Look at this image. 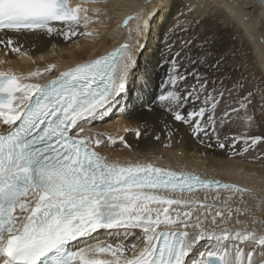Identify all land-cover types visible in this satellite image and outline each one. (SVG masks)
<instances>
[{"label": "snow or ice", "instance_id": "1", "mask_svg": "<svg viewBox=\"0 0 264 264\" xmlns=\"http://www.w3.org/2000/svg\"><path fill=\"white\" fill-rule=\"evenodd\" d=\"M98 3L0 0V32H39L65 39L78 33L92 36L79 30L93 23L90 12L98 20L101 10L85 6ZM260 4L264 6V0ZM143 19L141 10L129 15L124 26L135 20L139 32ZM0 44L21 52L11 38ZM133 49L125 42L43 84L31 81L52 72L55 64L26 75L0 71V264H188L186 258L204 240L207 246L191 264H257L258 248L259 264H264V227L257 230L239 219L251 216V224L264 226V218H257L245 199L256 201V210L264 211V197L235 184L146 160L109 161L97 150L101 139L72 134L73 129L83 132L81 121L102 117L120 103L136 67ZM165 63L169 65L167 77L150 99H144L149 77H137L141 85L136 98L147 112L159 109L172 121L186 125L197 139L215 136L220 148L226 145L217 129L233 115L239 117L244 110V119L251 124L253 117L247 115L251 91L238 101V108L229 104L217 115L225 94L243 89L242 83L228 89L223 81L219 86L213 81L209 89L208 77L198 70L188 71L187 65L195 62L187 55L181 57L179 51L171 53ZM189 77L194 83L189 84ZM135 134L139 138L142 132L138 128ZM241 139L246 152L264 137L236 136L232 145ZM220 189L231 193L223 208L197 195L199 190ZM237 196L245 207L233 212ZM234 215L235 225L242 227L226 226ZM100 230L122 235L124 241L112 244L95 239ZM137 230V242L127 244ZM246 247L250 248L247 252Z\"/></svg>", "mask_w": 264, "mask_h": 264}, {"label": "bare ground", "instance_id": "2", "mask_svg": "<svg viewBox=\"0 0 264 264\" xmlns=\"http://www.w3.org/2000/svg\"><path fill=\"white\" fill-rule=\"evenodd\" d=\"M182 1L188 10L191 8V15L198 25L200 34L205 33V28L213 17L210 12L212 9L209 11L208 7L210 4L217 7L213 9L217 13V17L223 18L225 25L223 32L208 38L210 47L214 51L207 53L206 50L200 48V55L207 54L206 57L210 60L211 65L204 68L201 66L203 63L198 61L189 64L188 71L198 70L202 75H207L210 89L213 87V81L217 82V86L220 81H223V86L229 89H233L237 82L243 84V89H236L230 93L233 96H230L231 100L225 102L224 108L229 104L238 108V101L248 92H253L252 102L247 107V115L253 117L251 124L244 119V110L240 111L239 117L233 115L218 132L222 139L229 134V148H218L212 144V138L202 137L201 139L204 141L202 143L201 139L192 135L186 125L172 121L170 116L164 115L159 109L151 113L147 112L141 106V102L137 100L138 93L136 91L132 95L126 92L120 103L106 112L102 116L103 118L98 116L95 119L81 121L80 127L83 128V132L73 129V135L79 134V136L94 138L93 133L101 132L108 139L120 141L123 144L122 150L109 149L106 146H100L97 149L109 161L128 163L146 160L162 168L198 174L206 179L235 184L259 195V191L264 192V181H259L264 180V140L244 152L242 151L245 147L243 139L237 141L233 146L232 138L236 136L264 137V43H262L264 40V6L260 4V0H209L210 3L207 4L201 0ZM73 2H80V0H73ZM108 2L109 4L107 3L106 6L101 5V0L95 5H85L89 9L98 7L100 10H105L108 7L110 11L107 13L106 19L99 18L98 20L97 14L89 13L93 16V23L89 24L86 29L81 28L79 32H92V36L78 33L71 39H65L63 36L55 34L49 36L39 32H0V40L6 41L11 38L14 45L21 47V52L16 53L0 44V61H5L0 64V71L11 70L26 75L37 69L42 71L49 64H55L56 69L52 72L31 81L43 84L56 78L60 72L105 55L125 42L134 46V54L138 49L137 52H139L140 47H143L146 42L148 48L145 49L144 56L137 63V67L142 72L139 77H149L144 99H150L157 95L169 70V65H160L161 37L163 36L164 39L165 32L173 25L174 15L179 11L181 0H108ZM141 10H143L144 19L140 23V31H136L137 22L135 20L125 27V19ZM233 25L234 28H232ZM230 27L235 35H238L237 43L233 45H228L225 42V36L230 32ZM129 29H132L131 38H129ZM99 31L104 32V35L101 39L96 40ZM192 53L193 48H190L186 55L191 59ZM233 64L238 66V75H242L241 77H244L245 80L239 81L241 78L239 80L238 77L236 78V75L233 74V71L236 70L232 67ZM228 67L231 70H228ZM137 71L135 69L129 78H134ZM137 83V89H139L141 80H138ZM227 94L229 97V93ZM255 100H258L257 106L254 103ZM188 108L191 110V105ZM165 121H167L168 127H165ZM138 128L142 132L139 138L135 134ZM157 135L160 137L159 140L155 139ZM121 137L123 140L120 139ZM217 192H219L218 200L216 199ZM197 195L200 199L207 197L209 204L215 203V207L223 208L224 201L228 200L231 193L220 189L200 191L197 192ZM245 199L249 203L250 198L245 197ZM239 201L240 197L237 196L233 212L239 206L242 209L245 207ZM255 205L251 207L255 216L262 218V212L256 210ZM235 219L234 215L233 224ZM239 219L251 223L252 217L240 215ZM235 226L234 224L233 227ZM189 231L193 232L194 230L189 229ZM94 236L95 239L106 242L107 240L112 241L110 238L117 235H110L109 232L100 230ZM207 243L206 240L200 241L194 247L190 256L186 258L188 264L199 257V252L205 249ZM254 259L259 264L260 251H257Z\"/></svg>", "mask_w": 264, "mask_h": 264}, {"label": "rangeland", "instance_id": "3", "mask_svg": "<svg viewBox=\"0 0 264 264\" xmlns=\"http://www.w3.org/2000/svg\"><path fill=\"white\" fill-rule=\"evenodd\" d=\"M201 1L202 2L205 1L204 4L210 3L209 0H201ZM101 3H102L101 5H104V6L109 4L108 0H101ZM208 7H209V11L212 9L210 12H211V15H213V17H212V19L210 21V24L205 28V33L200 34V31L198 29V25L196 24V21L194 20L193 16L191 15V12L185 6V3L181 0V4L179 6V11H178V13H176V15H174L175 16V18H174L175 21H174L173 25L171 26V28H169L165 32L164 39L162 38L163 36L161 37L162 45H161V52H160V55H161L160 56L161 57L160 65H162V66L168 65V64L165 63V60L170 58L171 53H175V52L179 51V52H181V57H184V56H186V53L188 52V50L190 48L191 49L193 48V53L194 54L192 53V56H191V60L193 62L197 63L198 61H201V63H203L201 66L204 67V68L205 67L208 68L211 65L210 60L206 57L207 54H205L204 56L200 55L201 54L200 53V48H201V50H206L207 53H211L212 51H214V49L210 47V43L208 41V38H210V36H212L214 34L223 32L224 28H225V25H224L223 18L222 17L221 18L217 17V13L213 9L214 7L216 9L217 7L214 6L213 4H210ZM109 12L110 11H109L108 7L105 10H101L99 15H98V19L99 18L100 19H106L108 17L107 13H109ZM191 21H193V22H191ZM232 28H234V25H233ZM229 30H230V32H228V34L225 36V42L228 45L236 44L237 40H238V38H237L238 35L237 34L235 35V33L233 32V29H231V27L229 28ZM98 34L99 35L96 37V40L101 39L103 37V35H104V32L99 31ZM146 44L147 43L145 42L143 47H140V51L137 52L139 50L138 49L135 52V54H134L135 58H136V67H135V69L138 70V71L135 73V77L134 78H131V79L129 78L128 79L127 92L129 94H131V95L133 93H136L137 86H138L137 77L142 75V72L139 70L140 68L137 67V63H139V61L142 59V56H144L145 49L148 48V46ZM169 45H171V52L169 51ZM182 46H183V50H182ZM188 65H187V67H188ZM232 67L236 68V70H235L236 72L233 71L234 72L233 74L236 75V78L238 77V80L241 78L239 81L245 80L244 77H241L242 75H240V74L238 75V70H237L238 66L233 64ZM228 70H231V68L228 67ZM235 75H233L234 78H235ZM188 82L191 83V84L194 83V81L191 79V77L188 78ZM208 87H210V86L208 85ZM225 88H227V87H225ZM230 96H233V95L229 94V97H228V94L227 93L225 94V102L228 101V100H231ZM236 97H237V95H236ZM259 99H260V97L258 98V100ZM258 100H255V102H254L256 106H257ZM224 104L225 103L221 104L222 106L220 107V110L217 113L218 116L222 115V112L225 109L223 107ZM126 108L128 110H131L129 107H126ZM101 118H103V117H101ZM241 119H243V118L241 117ZM103 121H105V120H103ZM220 129H221V127H219L217 129V131L219 132ZM245 130H247V129H245ZM228 135L225 136V137L229 138ZM93 136H94V138H99V139H101L103 141L101 146H106L109 149H115V150H122L123 149V144L120 141L115 140L116 142L113 144L101 132L93 133ZM219 137H220V140L223 141L225 143V145H226V147H224L222 149L229 148L228 143L230 142V140L229 139L226 140L225 137H223V139H222L220 134H219ZM211 138H212V140H211L212 144H215L216 145L215 147L220 148L218 146V144H217L215 136H212ZM259 181H264V180H259ZM258 194H259L258 196L264 197V192L263 191H259ZM251 200L252 199H250V201ZM250 201H249V203H247V207H249V208H251L254 204L257 203L256 201H253V200H252L253 202L251 201V203H250ZM260 212H262L261 214L264 215V211H260ZM263 215H262V218L264 217ZM234 224L233 223L232 224H227V227L232 228L234 226ZM250 224L251 223H248V226L255 227L257 230H261V228L264 227V226H262L259 223H258V225L254 224L255 226L253 224L252 225H250ZM235 227H242V225H236ZM139 236H140V233L137 230V235L128 237L126 243L129 244V245L132 244V243H136L137 242V237H139ZM110 239H112V241L107 240L106 242L107 243L111 242L112 244H116L118 242L124 241V237L122 235L113 236ZM200 247H202V245H200ZM249 250H250V248H247V247L245 248L246 252L249 251ZM257 251L261 252V250L259 248L257 249Z\"/></svg>", "mask_w": 264, "mask_h": 264}]
</instances>
